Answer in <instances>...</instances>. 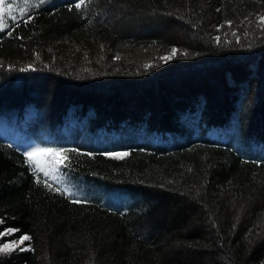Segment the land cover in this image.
<instances>
[{
  "label": "trees",
  "instance_id": "obj_1",
  "mask_svg": "<svg viewBox=\"0 0 264 264\" xmlns=\"http://www.w3.org/2000/svg\"><path fill=\"white\" fill-rule=\"evenodd\" d=\"M76 2L29 0L0 32V125L68 150L88 202L0 137V232L31 237L0 264H264V0ZM255 189L248 215L219 196Z\"/></svg>",
  "mask_w": 264,
  "mask_h": 264
},
{
  "label": "snow or ice",
  "instance_id": "obj_2",
  "mask_svg": "<svg viewBox=\"0 0 264 264\" xmlns=\"http://www.w3.org/2000/svg\"><path fill=\"white\" fill-rule=\"evenodd\" d=\"M44 0H39V3H43ZM29 0H24L25 7H20L19 5L15 4V0L13 2L7 3L6 0H0V32L5 31L9 27V23L16 24L18 21V16L15 14L17 11L20 13V17H23L25 12L27 11ZM85 0H77L75 3V8L80 9L82 5H84ZM37 5H32V7H35ZM32 19L31 16H28L27 19L24 20V23L27 24ZM260 21L264 23V16H261ZM9 35L12 33L9 32ZM235 35V33H233ZM217 42H219V37L215 38ZM237 43H239V37H237ZM177 54V49L172 48L171 55L163 56L160 59L163 62H168L169 60L173 59ZM31 67V66H29ZM145 68H149V64L144 65ZM68 150L62 149V148H46V147H33L31 150H26L23 155L26 158V163L32 168L34 174L37 176V183L40 182L39 176L42 173L44 177V183L47 187L51 188L53 186V182H55L57 185H59L62 182V177L66 176V172L64 169L68 167V164L66 161L68 160L67 155H61L66 153ZM71 151H77L75 149ZM51 155L53 157H59L58 159L54 161H48V160H41L38 157L41 155ZM89 155H91L89 153ZM106 156L114 157L116 159H123L124 157L128 156L129 153L127 152H110V153H104ZM56 191L61 192L64 195H67L69 197H75L73 199L74 203H87L88 201L86 199H82L81 197L77 196L75 193L72 192L70 187H56ZM0 223H3L2 220H0ZM15 229L8 228L4 232H0V237H3L5 235H11L13 234ZM31 237L28 235H23L20 237L19 243H23L24 241H30ZM17 243L14 241L12 243H2L0 244V253L2 254H8L12 251L16 250ZM20 251L24 250H30V245L27 249L20 248Z\"/></svg>",
  "mask_w": 264,
  "mask_h": 264
},
{
  "label": "rangeland",
  "instance_id": "obj_3",
  "mask_svg": "<svg viewBox=\"0 0 264 264\" xmlns=\"http://www.w3.org/2000/svg\"><path fill=\"white\" fill-rule=\"evenodd\" d=\"M179 1H180V3L186 2V0H179ZM200 8L202 9L203 12L207 11V7H205V6H200ZM178 33H179L178 38H180L181 40L188 39V40L192 41L191 39H193V37H194V36L190 35L188 32L183 31L182 29H180L178 31ZM0 137L4 138L7 141H10V142L17 144L23 152H25L26 150H31L33 147H37L36 143H34L33 141H27L19 133L15 132V131H8L4 126H1V125H0ZM218 137H220V136H218ZM38 158L41 160L54 161V160L58 159L59 157H53L51 155L46 154V155H41ZM61 179H62V182L59 185H57L55 183L57 185V187L58 186L61 188L65 187V186L70 187L73 193H75L77 196H79L81 198L83 197V193L82 194L79 193L80 190H78V188L75 184H71L69 182H66L65 179H63V178H61ZM262 183H264V177L256 184V188L261 187ZM257 193H258V191H257V189H255L254 191L249 190V194H245L243 196L233 197V194L230 192V190H226V191L222 192L219 196H220V198L227 200V206L230 210V213H232L233 215L239 214L240 216H242L243 214H247V211H248L247 204H249L252 201V195L253 194L258 195L259 193L258 194ZM70 198H75V197H70ZM122 200H123V197L116 194V193H110V194L103 196L104 203L109 205V206H115V204L120 203ZM260 220H262L261 217H260ZM262 221H264V220H262ZM7 238H11V235H5L3 237H0V244L14 242V240H10ZM5 239H7V240H5ZM19 241H15L17 243V247L21 245V243H19ZM24 242H27V241H24ZM25 247H27V246H25ZM1 254L2 253H0V255ZM41 260H42V264H55L54 262L51 261L52 259L47 258L46 256H41Z\"/></svg>",
  "mask_w": 264,
  "mask_h": 264
}]
</instances>
